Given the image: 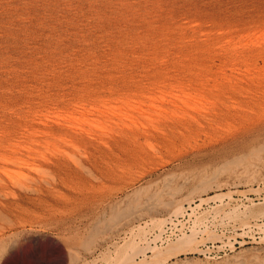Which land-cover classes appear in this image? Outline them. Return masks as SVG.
Instances as JSON below:
<instances>
[{"label":"rangeland","instance_id":"374dc122","mask_svg":"<svg viewBox=\"0 0 264 264\" xmlns=\"http://www.w3.org/2000/svg\"><path fill=\"white\" fill-rule=\"evenodd\" d=\"M263 24L264 0H0V264H114L112 260H117L114 250L118 243L125 245L122 243L123 237L127 238L126 241L135 236L136 232H130V229L136 226L140 216L143 220H148L150 216L147 218L149 213L144 208L145 204H142L148 195L156 196V193H159L163 200H181L191 187L209 178L213 183L205 192L195 193L191 195V199L183 200L184 215L181 214L178 218L183 225L178 222L173 232L178 233L182 226V229L189 233L188 229L192 225L198 232L202 231L196 236L197 240L201 241L194 245L191 243L192 247L189 246L188 251L178 254L177 259L172 258L157 264L258 263L257 260L264 257V224L261 225L264 218L250 217V224L244 226L235 217L228 219L225 214L231 212L230 209L234 206L239 209L245 205L249 206L250 201L264 203V115L253 116L244 123L236 119L231 121L239 130L237 131L236 127L235 133L218 136V140L214 137L216 141L213 137V141H205L192 135L187 140H179L181 144L176 141L172 146L160 133L155 132L152 126L157 121V115H154L156 111L162 113L164 108L170 111L179 106L187 108L180 102L181 99L184 101V98L187 101L190 99L189 102L192 100L201 104L197 105V108L206 111L213 107L215 98L212 96L215 94H219L217 98L222 97L221 102L228 103L227 107L233 113L238 110V113L244 112L246 107L247 112L255 109L253 103L257 102L250 97L259 95L260 101L256 106L259 107V103L264 105L261 95L264 91ZM158 41L161 44L155 43ZM193 42H197L196 45L201 47L198 46L197 49ZM190 43L195 45L194 48ZM182 50L184 51L181 57ZM189 50L192 52L184 54ZM185 57L188 60L191 57L193 59L186 63ZM182 59H185V63ZM194 59L196 63L192 62ZM179 63L184 64V67H179ZM190 64L198 68L195 70ZM187 75H190L188 77L191 80L185 79L188 78ZM168 76L174 81L171 82ZM136 82H140L139 85ZM218 87L219 90H216ZM221 89H224L223 92ZM241 89L243 94H238ZM135 90L140 92L139 95H135ZM209 91L212 92L209 94ZM153 92L157 94L154 95ZM183 92H186L184 98ZM102 93L105 96L98 99ZM225 95H233L237 98L234 101L239 100L238 103L233 101L232 96L228 99ZM203 97L205 99H202ZM127 98L130 101H127ZM200 98L202 100H199ZM86 100L89 102H85ZM174 101L175 105H172ZM221 102L219 99V103ZM91 107L97 111H93V116L89 114ZM122 107L127 112H124ZM139 107H142L141 111ZM227 107L225 105V108ZM225 108L222 107L223 110H226ZM73 109L76 112L72 113ZM80 112L84 115L79 114ZM111 113L113 116L116 114L115 118ZM70 114L74 119L70 118ZM126 114L128 117L132 115L131 121L125 118ZM107 115H111L109 118L112 117V120L106 119ZM82 117H87L88 120ZM65 118L69 121L66 120L67 124ZM137 118L139 121L141 119L140 123ZM92 119L94 121H91ZM97 119L103 120L96 121ZM58 120L60 121L57 122ZM103 121L105 126H102ZM75 123H78L77 127ZM123 123L128 127H136V130L138 127L139 131L149 132V137ZM98 124L101 127H98ZM113 125H117L118 129ZM67 126L73 130L75 128V131ZM107 126L111 127V132ZM55 127L64 135L56 132ZM90 127L95 132L92 133ZM121 127L126 128V132L132 129L129 131L138 134L136 133L135 137L128 131L130 135L127 133L128 136L125 137ZM51 128L53 129L49 134L47 130ZM76 129H79V132ZM79 134L90 141L92 139L89 148L79 141L76 145L78 147L66 142L68 137L71 143L75 142L73 137L78 138ZM139 134L142 140L137 136ZM143 136L149 139L146 140ZM58 137L65 140L59 141L61 139ZM107 139H111L110 142ZM200 139L201 141H198ZM135 140L139 144L134 143ZM163 143L166 145L163 146ZM133 146L137 149H133ZM253 151L257 153L251 154ZM16 154L22 156L24 162L14 160ZM40 154H45L42 158L47 159H42ZM150 154L156 156L153 158ZM52 162H58L59 166L56 163L53 166ZM226 162H229V166L223 168ZM135 189H139L138 194L136 191L133 193ZM228 192H231L232 196H225L222 201L209 199L207 203H200L198 199ZM135 199H139L142 205L130 212V215L112 219L114 202H118L120 209H123L129 202L135 203ZM226 202L228 205L224 206ZM189 204L192 207L196 205L193 212ZM218 207L222 208L221 211ZM163 212L165 211L155 214L168 215ZM204 212L207 213L206 217ZM197 213L199 218L202 215L204 218H200V222L193 225V215ZM220 219L223 221L221 224ZM256 224H260L259 227ZM208 229L211 231H207ZM93 230L99 232L93 236ZM169 231L167 234L171 233ZM90 236L93 241L88 240H91ZM163 237L165 239V235ZM157 246L160 248V244L157 243ZM194 247H197L195 251L192 250ZM149 253L147 255L151 254Z\"/></svg>","mask_w":264,"mask_h":264},{"label":"bare ground","instance_id":"6f19581e","mask_svg":"<svg viewBox=\"0 0 264 264\" xmlns=\"http://www.w3.org/2000/svg\"><path fill=\"white\" fill-rule=\"evenodd\" d=\"M148 2V1H147ZM196 3V2H195ZM212 5V4H211ZM152 6V5H151ZM163 6V5H162ZM173 6V5H172ZM27 7V6H26ZM136 8V7H135ZM207 8H209V7H207ZM24 9V8H23ZM137 10V9H136ZM124 11V10H123ZM252 11V10H251ZM109 12V11H108ZM155 12V11H154ZM164 12V11H163ZM167 12V11H166ZM59 13V12H58ZM133 13V12H132ZM171 13V12H170ZM25 14V13H24ZM115 14V13H114ZM175 15H176V12L174 13ZM212 14V13H211ZM145 15V14H144ZM171 15V14H170ZM179 15V14H178ZM193 15V14H192ZM204 15V14H203ZM156 16V15H155ZM161 17V16H160ZM201 17V16H200ZM232 17V16H231ZM242 17V16H241ZM155 18V17H154ZM168 18V17H167ZM185 18V17H184ZM187 18V17H186ZM48 19V18H47ZM196 19V18H195ZM212 19V18H211ZM98 20V19H97ZM153 20V19H152ZM218 20V19H217ZM134 21V20H133ZM203 21V20H202ZM261 21V20H260ZM230 22V21H229ZM107 23V22H106ZM210 23V22H209ZM248 23V22H247ZM221 24V23H220ZM224 24V23H223ZM229 24V23H228ZM253 24V23H252ZM48 25V24H47ZM120 25V24H119ZM130 25V24H129ZM137 25V24H136ZM215 25V24H214ZM250 25V24H249ZM264 25V24H263ZM33 26H35V25H33ZM92 26V25H91ZM211 26V25H210ZM137 27V26H136ZM215 27V26H214ZM243 27V26H242ZM25 28V27H24ZM78 28V27H77ZM204 28V27H203ZM249 28V27H248ZM3 29V28H2ZM202 29V28H201ZM239 29V28H238ZM252 29V28H251ZM87 30V29H86ZM236 30V29H235ZM23 31V30H22ZM77 31V30H76ZM94 31V30H93ZM247 31V30H246ZM233 33V32H232ZM19 34V33H18ZM17 35V34H16ZM26 35V34H25ZM211 35V34H210ZM222 35V34H221ZM247 35V34H246ZM50 36H52V35H50ZM163 37V36H162ZM83 38V37H82ZM164 38V37H163ZM117 39V38H116ZM217 39V38H216ZM52 40V39H51ZM97 40V39H96ZM239 40V39H238ZM56 41V40H55ZM160 42H161V40H159ZM159 41L158 42H155L156 44H161V43H159ZM18 42V41H17ZM20 42V41H19ZM217 42V41H216ZM237 42V41H236ZM251 42V41H250ZM54 43V42H53ZM80 43V42H79ZM193 43H195V45H196V43L197 42H193ZM191 44L192 45V47L194 48V44ZM249 43V42H248ZM47 44V43H46ZM185 44H187V43H185ZM184 44V45H185ZM232 44V43H231ZM253 44V43H252ZM58 45V44H57ZM161 47V45H158V47ZM169 46V45H168ZM186 46V45H185ZM189 46V45H188ZM199 46V45H198ZM197 45L195 46L196 48L198 47ZM50 47V46H49ZM199 47H201V46H199ZM242 47V46H241ZM254 47V46H253ZM14 48V47H13ZM53 48V47H52ZM195 48V49H196ZM203 48V47H202ZM184 49V48H183ZM187 49H189V48H187ZM186 49V50H187ZM198 49V48H197ZM192 50V49H191ZM69 51V50H68ZM184 50H182L181 52H180V56L182 55V52H183ZM193 52H195V50H192ZM192 51H185V53L184 54H188V52H192ZM197 51V50H196ZM210 51V50H209ZM198 53V52H197ZM190 54V53H189ZM221 54V53H220ZM169 55V54H168ZM192 55V54H191ZM199 55V54H198ZM185 56H187V55H185ZM194 56V55H193ZM192 56V57H193ZM195 56H197V55H195ZM6 57V56H5ZM162 57V56H161ZM166 57V56H165ZM182 57V56H181ZM189 58V60L190 59H193V58ZM188 58V57H187ZM198 58V57H197ZM196 58V59H197ZM204 58V57H203ZM252 58V57H251ZM185 59H186V57H185ZM185 59H182L183 61L185 60ZM259 59V58H258ZM133 60H135V59H133ZM165 59H163V61H164ZM181 60V61H182ZM187 60V62L186 63H188V59H186ZM34 61V60H33ZM177 61H178V59H177ZM195 62V59L194 60H192V62ZM207 61V60H206ZM176 62V61H175ZM174 62V63H175ZM178 62H180V60L178 61ZM178 62L176 63V64H178ZM199 62V61H198ZM183 63V62H182ZM181 63V64H182ZM184 63H185V61H184ZM190 63V62H189ZM196 63V62H195ZM192 64V63H191ZM190 64V65H191ZM194 64V63H193ZM237 64V63H236ZM254 64V63H253ZM32 65V64H31ZM173 65V64H172ZM187 65V64H186ZM185 65V66H186ZM195 65V64H194ZM14 66V65H13ZM27 66V65H26ZM179 67L180 66H183L184 67V64H182V65H180V63H179V65H178ZM188 66V65H187ZM186 66V67H187ZM192 66L193 65H191V68H192ZM196 66V65H195ZM188 67H190V66H188ZM194 67V66H193ZM231 67V66H230ZM162 68V67H161ZM165 69L164 70H166V67H164ZM195 68V67H194ZM198 68V67H197ZM197 68H195V70L197 69ZM163 69V68H162ZM161 69V70H162ZM168 69V68H167ZM182 69V68H181ZM180 69V70H181ZM187 69V68H186ZM185 69V70H186ZM160 70V71H161ZM179 70V69H178ZM188 70V69H187ZM194 70V69H193ZM199 70V69H198ZM29 71V70H28ZM27 71V72H28ZM96 71V70H95ZM126 71V70H125ZM153 72H154V70H152ZM172 71V70H171ZM173 71H175V70H173ZM177 71V70H176ZM175 71V72H176ZM221 71V70H220ZM16 72V71H15ZM157 72V71H156ZM174 72V73H175ZM180 72V71H179ZM182 72H183V69H182ZM185 72V71H184ZM188 73H190L189 71H187ZM235 72V71H234ZM14 73V72H13ZM146 73V72H145ZM169 73V72H168ZM192 73V72H191ZM200 73V72H199ZM212 73V72H211ZM149 74H150V72H149ZM161 74V73H160ZM162 74H163V72H162ZM193 74V73H192ZM192 74H190V75H192ZM215 74V73H214ZM147 75V74H146ZM152 75V74H151ZM157 75V74H156ZM165 75V74H164ZM190 75H187L186 77H188V76H190ZM223 75H224V73H223ZM131 76H133V75H131ZM148 76V75H147ZM146 76V77H147ZM153 76V75H152ZM174 76V75H173ZM176 76V75H175ZM183 76V75H182ZM1 77V76H0ZM169 77V76H168ZM177 77H179V76H177ZM176 77V78H177ZM164 78H165V76H164ZM170 78V77H169ZM181 78V77H180ZM212 78V77H211ZM241 78H243V77H241ZM175 79V78H174ZM186 80H191V78L189 79V77L188 78H185ZM193 80H195L194 78H192ZM220 79H221V77H220ZM31 80V79H30ZM86 80V79H85ZM168 80V79H167ZM209 80H210V78H209ZM212 80V79H211ZM32 81V80H31ZM56 81V80H55ZM137 81V80H136ZM142 81H144V78H143V80ZM170 81L171 82H173L172 81V79L170 78ZM185 81V80H184ZM196 81H197V79H196ZM201 81V80H200ZM6 82V81H5ZM150 82V81H149ZM177 82H180V81H178L177 80ZM214 82H216V81H214ZM136 83H138V82H136ZM140 83V82H139ZM139 83H138V85H139ZM163 83H165V82H163ZM181 83H182V81H181ZM181 83H179V84H181ZM193 83H194V81H193ZM204 83V82H203ZM206 83V82H205ZM240 83V82H239ZM242 83V82H241ZM152 84H155V83H153L152 82ZM161 84V83H160ZM170 84V83H169ZM168 84V85H169ZM172 84H174V83H172ZM178 84V85H179ZM220 83H218V85H219ZM135 85H137V84H135ZM146 85V84H145ZM150 85V84H149ZM163 85V84H162ZM183 85V84H182ZM216 85H217V83H216ZM216 85H214L215 87H217ZM141 86H142V84H141ZM164 87H165V85H163ZM232 86H234V85H232ZM248 86V85H247ZM251 85H249V87H250ZM136 87H138V86H136ZM168 87V86H167ZM176 87H177V85H176ZM175 87V88H176ZM180 87V86H179ZM182 87V86H181ZM194 87V86H193ZM197 87V86H196ZM140 88V87H139ZM155 88V87H154ZM178 88V87H177ZM185 88V87H184ZM187 88V87H186ZM198 88V87H197ZM210 88V87H209ZM214 88V87H213ZM212 88V89H213ZM230 88V87H229ZM161 89H162V87H161ZM178 89H180V88H178ZM196 89V88H195ZM200 90H201V88H199ZM216 90H219V87H218V89L217 88H215ZM227 89V88H226ZM231 89H233V88H231ZM242 89H243V87H242ZM242 89L238 92V94L240 93V94H243V93H241V91H242ZM6 90V89H5ZM117 90V89H116ZM115 90V91H116ZM140 90V89H139ZM157 90V89H156ZM183 90V89H182ZM196 90H198V89H196ZM222 90V89H221ZM224 90V89H223ZM223 90H222V92H223ZM239 90V89H238ZM244 90V89H243ZM113 91H114V89H113ZM119 91V90H118ZM121 91V90H120ZM136 91V93H135V95H139V93L140 92H138V90H135ZM149 91V90H148ZM186 91H188V90H186ZM207 91V90H206ZM213 92H214V90H212ZM211 91V92H212ZM227 91V90H226ZM233 91V90H232ZM235 92L234 93H236L237 92V89H235L234 90ZM68 92V91H67ZM196 92V91H195ZM194 92V93H195ZM199 92V91H198ZM210 91H209V94L211 93ZM221 92V93H222ZM249 92V91H248ZM110 93V92H109ZM108 93V94H109ZM145 93H146V91H145ZM152 93V92H151ZM154 93V95L155 94H157V93H155V92H153ZM178 93V92H177ZM185 93L186 92H183V98H184V96H185ZM189 93V92H188ZM215 93V92H214ZM231 93V92H230ZM249 93H251V92H249ZM1 94H2V92H1ZM21 94V93H20ZM104 94H106V93H104ZM131 94V93H130ZM143 94V93H142ZM196 94V93H195ZM213 94V93H212ZM211 94V95H212ZM223 94V93H222ZM224 94H225V91H224ZM228 95H229V93H227ZM233 94V93H232ZM248 94V93H247ZM89 95V94H88ZM95 95H96V93H95ZM145 95H147V94H145ZM149 95V94H148ZM147 95V96H148ZM151 95V94H150ZM189 95H190V93H189ZM188 94L186 95L187 97L189 96ZM192 95V94H191ZM194 95V94H193ZM192 95V96H193ZM210 95V96H211ZM227 95V96H228ZM234 95V94H233ZM233 95H230V96H226L228 99H229V97H233V101H234V99H237L238 97H237V95H234L235 97H237V98H234V96ZM250 95V94H249ZM255 95V94H254ZM256 95H258V94H256ZM261 95H262V97L264 98V91L261 93ZM260 95V96H261ZM33 96V95H32ZM105 96V95H104ZM103 96V93H102V96L101 95H99L97 98L99 99L100 97H104ZM157 96V95H156ZM178 96H180V97H182L181 95H178ZM217 96H219V94H215V95H213L212 97H214L215 98V100H214V104L212 103V108L210 109V110H202V109H199V108H197L198 106L197 105H199L197 102L195 103V102H193L192 100H191V102H189L190 101V99H189V101H187V100H185V98H184V101H183V99H181L182 101H180V102H182V104L183 105H185V107H187V108H183V107H173L172 108V110H170V111H167L168 109H166V108H164V105L162 106L164 109H162L163 110V112L162 113H158L159 111H156L157 112V114H156V112H155V116L157 115V121H155L156 123L152 126V128H153V130H155V132H157V133H160L161 134V136L162 137H164V139L168 142V143H170V146H172V144L174 143V142H176V141H178V143L179 144H181L180 143V141L179 140H187L188 139V137H191L192 135H194V136H196V137H200L201 139H204L205 141L207 140V139H209V140H211L212 139V137H213V139H214V137L216 138H218V136H221L222 137V135H225V134H228L229 132H232V134L233 133H235L234 131H235V129H236V127L238 128V126H234V124H232V122L231 121H233V120H235L236 119V121H239V122H241V123H244V122H247L251 117H253V116H260V115H264V105H262V104H260L259 103V107H257L256 106V104L260 101L259 99H258V97H259V95H258V97L256 96V97H253V98H251L250 97V99H252V100H254V101H256L257 103H253V104H255V109H253L252 107V109H251V111L250 112H247L246 110H247V107H246V112L244 111V112H240V113H238V111H236L237 113H235V111H234V113L232 112V111H230L229 109L230 108H228L227 107V104L226 103H224L223 101L221 102V100H223L222 99V97L221 98H217ZM225 96H223V97H225ZM243 96V95H242ZM251 96V95H250ZM5 97V96H4ZM58 97V96H57ZM88 97L89 96H87L86 98L88 99ZM90 97H92V96H90ZM128 97L129 98H131V100H132V97H130V95H128ZM134 97H137V96H134ZM145 97V96H144ZM149 97H151V96H149ZM158 97H160L159 95H158ZM162 97V96H161ZM174 97V96H173ZM173 97H172V99H173ZM191 97V96H190ZM199 97H201V96H199ZM231 97V98H232ZM244 97V96H243ZM248 97V96H247ZM12 98V97H11ZM86 98H84V99H86ZM93 99H95V97L93 96L92 97ZM137 98H139V97H137ZM179 98V97H178ZM178 98H176V99H178ZM196 98V97H195ZM246 98V97H245ZM255 98V99H254ZM262 98V99H263ZM83 99V98H82ZM102 99V98H101ZM100 99V100H101ZM124 99V98H123ZM149 99V98H148ZM151 99V98H150ZM149 99V100H150ZM153 99V101L155 100V98H152ZM162 99V98H161ZM175 99V98H174ZM173 99V100H174ZM202 99H205L204 97L202 98ZM201 98L199 99V100H202ZM213 99V98H212ZM219 99H220V102L221 103H219ZM226 99V98H225ZM224 99V100H225ZM241 99V98H240ZM244 99V98H243ZM242 99V100H243ZM2 100V99H1ZM32 100V99H31ZM92 100V99H91ZM99 100V101H100ZM145 100H147V98L145 99ZM166 100V99H165ZM171 100V99H170ZM196 100V99H195ZM231 100V99H230ZM251 100V101H252ZM73 101V100H72ZM126 101V100H125ZM125 101H123V102H125ZM127 101H130V99L128 100V98H127ZM127 101H126V103H127ZM142 101V100H141ZM152 101V100H151ZM159 101V100H158ZM161 101H163V100H161ZM187 101V102H186ZM226 101H228L227 99H226ZM236 101V103H238V101L239 100H235ZM234 101V102H235ZM241 101V100H240ZM247 101V100H246ZM245 101V102H246ZM264 101V100H263ZM85 102H89V100H86ZM92 102V104L94 103L93 102V100L91 101ZM90 102V103H91ZM96 102H98V101H96ZM102 102H104V101H102ZM101 102V103H102ZM132 102V101H131ZM193 102V103H192ZM199 102H201V101H199ZM212 102H213V100H212ZM122 103V102H121ZM126 103H124L125 105H126ZM129 103V102H128ZM133 103V102H132ZM131 103V104H132ZM134 103H135V101H134ZM152 103V102H151ZM163 103V102H162ZM165 103V102H164ZM172 103H174V104H172V105H175V101L174 102H172ZM202 103V102H201ZM217 103H219V104H217ZM240 103V102H239ZM247 103V102H246ZM8 104H9V102H8ZM83 104V103H82ZM82 104H81V106H82ZM85 104V103H84ZM140 104H142V102L140 103ZM231 104H234L233 102H231ZM242 104V103H241ZM252 104V103H251ZM102 105V104H101ZM101 105H98V106H101ZM128 105V104H127ZM135 105H137V104H135ZM146 105H147V103H146ZM153 105H155V104H153ZM158 105H160V104H158ZM166 105V104H165ZM171 105V104H170ZM180 105V104H179ZM201 105V104H200ZM199 105V106H200ZM225 105H226V107L227 108H225ZM238 105H240V104H238ZM243 105V104H242ZM248 105V103L246 104V106ZM258 105V104H257ZM75 106V105H74ZM92 106H94V105H92ZM105 106V105H104ZM121 106V105H120ZM141 106V105H140ZM177 106H178V104H177ZM229 106H231V105H229ZM241 106V105H240ZM239 106V107H240ZM243 106H245V105H243ZM243 106H241V107H243ZM250 106V105H249ZM253 106V105H252ZM64 107V106H63ZM105 107H107V106H105ZM138 107V106H137ZM167 107H169V105L167 106ZM222 107H224L226 110H223L222 109ZM236 106L234 105V108H235ZM240 107V108H241ZM84 107H82V109H83ZM94 108H98V107H94ZM100 108V107H99ZM116 108H118V107H116ZM123 109H124V107H122ZM136 108V107H135ZM140 108H142V107H139V110H140ZM157 108V107H156ZM161 108V107H160ZM159 108V109H160ZM240 108H238V109H240ZM244 108V107H243ZM249 108V107H248ZM76 109V108H75ZM75 109H73L72 110V113H74V112H76V110ZM101 109V108H100ZM106 109V108H105ZM111 109H113V108H111ZM111 109H110V111H111ZM115 109V108H114ZM113 109V111H117L116 109L114 110ZM132 109V108H131ZM133 109H134V107H133ZM132 109V110H133ZM149 109V108H148ZM166 109V110H165ZM171 109V108H170ZM217 109H218V111H217ZM250 109V108H249ZM85 110H88L87 108H85ZM91 112L89 113V114H91L92 116L94 115V114H92L93 113V109H92V107H91ZM96 110H98V109H96ZM101 110H103V109H101ZM109 110V109H108ZM118 110H120V109H118ZM125 110V109H124ZM124 110H122V111H124ZM137 110H138V108H137ZM156 110V109H155ZM244 110V109H243ZM100 111V110H99ZM121 111V110H120ZM129 111V110H128ZM141 111V110H140ZM139 111V112H140ZM145 111V110H144ZM143 111V109H142V112H144ZM148 111H150V110H148ZM165 111V112H164ZM25 112V111H24ZM85 112V111H84ZM83 112V113H84ZM94 112H97V111H94ZM102 112V111H101ZM104 112V111H103ZM124 112H127V110H125ZM131 112V111H130ZM135 112H136V109H135ZM142 112H140V113H142ZM109 113V112H108ZM114 113H116V112H114ZM132 113V112H131ZM134 113V112H133ZM145 113V112H144ZM149 113V112H148ZM79 114H81V112L79 113ZM85 114H87V113H85ZM96 114V113H95ZM98 114H99V112H98ZM104 114V113H103ZM112 114V116H113V113H111ZM118 114V113H117ZM121 114H125V113H122L121 112ZM150 114V113H149ZM58 115V114H57ZM73 115V114H72ZM81 115H84V114H81ZM115 115L116 114H114V118H115ZM127 115V114H126ZM140 115V114H139ZM69 116V115H68ZM86 116V115H85ZM109 116H111V115H109ZM109 116L107 115V117H106V119L108 118V119H111L112 120V117H110L109 118ZM118 116V115H117ZM121 116V115H120ZM125 116V115H124ZM123 116V117H124ZM130 116H132V115H130ZM130 116L128 117V115H127V117L125 116V118H129L128 120L129 121H131L130 119ZM133 116L135 117L136 115L135 114H133ZM150 116V115H149ZM154 116V117H155ZM3 117V116H2ZM20 117V116H19ZM76 117H78V116H76ZM97 117V116H96ZM119 117V116H118ZM70 118H71V114H70ZM80 118V117H79ZM78 118V120L80 121L81 120V118L79 119ZM83 118V117H82ZM87 119L88 120V118L87 117H84L83 119ZM94 118V117H93ZM103 118V117H102ZM104 118H105V116H104ZM113 118V119H114ZM152 118V117H151ZM263 118H264V116H263ZM16 119V118H15ZM71 119H74V117H72ZM99 119V118H98ZM96 120V121H102L101 119L100 120ZM105 119V120H106ZM119 119V118H118ZM121 120H122V118H120ZM138 119V122L140 123V121H141V119H140V121H139V118H137ZM228 119H229V122H228ZM18 120V119H17ZM23 120V119H22ZM54 120V119H53ZM66 120H67V118H65V122H66ZM76 120V119H75ZM132 120H136V119H132ZM148 120V119H147ZM160 120H162V121H160ZM38 121V120H37ZM60 120H58L57 122H59ZM68 121V120H67ZM72 121V120H71ZM85 121V120H84ZM91 121H94L93 119L91 120ZM90 121V122H91ZM107 121V120H106ZM118 121V120H117ZM123 121V120H122ZM228 122V123H226V122ZM56 122V123H57ZM69 122V121H68ZM76 122V121H75ZM87 122V121H86ZM108 122V121H107ZM121 122V121H120ZM124 122V121H123ZM126 122V121H125ZM235 122V121H234ZM64 123V122H63ZM63 123H60V124H63ZM72 123H73V125H74V122L72 121ZM88 123V122H87ZM92 123V122H91ZM96 123H99V122H96ZM106 123V122H105ZM109 123V122H108ZM113 123V122H112ZM130 123H132V122H130ZM141 123H143V122H141ZM147 123V122H146ZM230 123L233 125H230ZM237 122H235V124H236ZM65 124H67V122L65 123ZM69 125H70V123H68ZM76 124H78V123H75V125ZM95 124V122L93 123V125ZM102 124V123H101ZM111 124V123H110ZM116 124V123H115ZM117 124H118V122H117ZM124 124V123H123ZM135 123H134V121H133V125H134ZM152 124V123H151ZM3 125V124H2ZM59 125V124H58ZM89 125H92V124H89ZM88 125V126H89ZM93 125H92V127H93ZM98 125H100V124H98ZM105 126V124H104V121H103V124H102V126ZM119 126H120V124H118ZM125 126H127L126 125V123L124 124ZM132 125V126H133ZM136 125H137V123H136ZM141 125V127L143 126L142 124H140ZM139 125V126H140ZM237 125H241V124H237ZM22 126V125H21ZM34 126V125H33ZM48 126H50L51 127V125H48ZM59 126H61V125H59ZM63 126V125H62ZM95 126V125H94ZM111 126V125H110ZM117 126V125H116ZM116 126H114L113 125V127H115L116 129H118V127H116ZM144 126H147V125H144ZM242 126V125H241ZM241 126H240V128H241ZM45 127V126H44ZM57 127V126H56ZM55 127V129H56V132H58L59 131V133L61 132L60 130H58V129H61V128H59V127H57L56 128ZM67 127H69V126H67ZM75 127H77V125L75 126ZM78 127H79V125H78ZM98 127H101V125L100 126H98ZM108 128H109V126H107ZM106 127V128H107ZM112 127V128H113ZM128 127V126H127ZM129 127H131V126H129ZM128 127V128H129ZM235 127V128H234ZM28 128V127H27ZM46 128V127H45ZM53 128H54V126H53ZM53 128H51V129H49V130H47V132L50 134V132L49 131H51ZM70 128V127H69ZM82 128V127H81ZM80 128V129H81ZM88 128V127H87ZM86 128V129H87ZM91 128V127H90ZM89 128V129H90ZM94 128V127H93ZM96 128V127H95ZM111 128V127H110ZM110 128H109V131H110ZM122 129H123V127H121ZM121 128H120V130H121ZM132 128V127H131ZM135 128V130H136V127H134ZM134 128H132L133 130H134ZM143 128V127H142ZM141 128V129H142ZM147 128V127H146ZM151 128V127H150ZM22 129V128H21ZM70 129H72V127L70 128ZM88 129V130H89ZM102 129H103V127H102ZM116 129H114V130H116ZM126 129V128H125ZM125 129H123V130H125ZM132 129H129V130H132ZM138 129H140V128H138L137 127V130ZM73 130V129H72ZM79 130V129H78ZM77 129H76V131L77 132H79ZM84 131H85V129H83ZM99 130V129H98ZM108 130V129H107ZM112 130V129H111ZM123 130H121L122 132H120V133H122V135L123 136H125V137H127L128 135H127V133H128V131L126 132V130L125 131H123ZM136 130V131H137ZM237 131L239 130V128L238 129H236ZM66 131V130H65ZM68 131V130H67ZM73 131H75V128H74V130ZM82 131V130H81ZM91 131H92V128H91ZM91 131H87V132H91ZM104 131H105V129H104ZM113 131V130H112ZM139 131V130H138ZM137 131V132H138ZM141 131V130H140ZM139 131V132H140ZM148 131H150V130H148ZM228 131V132H227ZM10 132V131H9ZM45 132V131H44ZM46 132V133H47ZM93 132H95V131H92V133ZM106 132V131H105ZM104 132V133H105ZM111 132V131H110ZM117 132H119V131H117ZM124 132H126L125 134H124ZM130 132V131H129ZM136 132V133H137ZM138 132V133H139ZM142 132V131H141ZM17 133V132H16ZM33 133V132H32ZM45 133V134H46ZM47 133V136L49 135ZM66 133H68V132H66ZM71 134H72V132H70ZM86 133V132H85ZM89 133H87L88 134V136H89ZM130 133H132V131L130 132ZM135 133V134H136ZM137 133V134H138ZM147 133H149V132H147V131H145V130H143V132H142V134L144 135V136H146L147 135V137H149L148 135L149 134H147ZM152 133V132H151ZM151 133H150V135H151ZM157 133L155 134V135H157ZM26 134V133H25ZM60 134H62V133H60ZM70 134V135H71ZM75 135H76V133H74ZM73 134V135H74ZM108 135H110L109 133H107ZM117 134H119V133H117ZM129 134V133H128ZM135 134H131V135H133V136H135ZM153 134V133H152ZM231 134V133H230ZM16 135V134H15ZM64 134H62L61 136H63ZM69 135V136H70ZM103 135V134H102ZM121 135V136H122ZM130 135V134H129ZM10 136H11V134H10ZM60 136V137H61ZM90 136H92V135H90ZM94 136V135H93ZM92 136V137H93ZM111 136V135H110ZM109 136V137H110ZM118 136V135H117ZM137 136H139L140 137V134L139 135H137ZM143 136V137H144ZM226 136V135H225ZM65 137V136H64ZM68 136H66L65 138H67ZM108 137V136H107ZM136 137V136H135ZM152 137H154V136H152ZM221 137L219 138V139H221ZM59 138V137H58ZM69 139H70V137H68ZM74 139H76V144H74L75 142H73V143H71L70 141H69V139H67L66 140V142L68 143V144H70V145H75V147H78V146H76V145H78L77 144V141H79V142H81V143H83L84 144V147H85V145H89V143L92 141V139H91V141L90 140H88V139H86L85 137H84V135L83 136H81V134H79V137L77 138V136L76 137H73ZM72 138V139H73ZM110 138H112V137H110ZM118 138V137H117ZM145 138V137H144ZM144 138H143V140H144ZM156 138V137H155ZM161 138V137H160ZM195 138V137H194ZM216 138V139H217ZM39 139V138H38ZM48 139V138H47ZM51 138H49V140H50ZM59 139H61V138H59ZM96 139H98V140H101V139H99V137L97 138L96 137ZM113 139V138H112ZM121 139H122V137H121ZM128 140H130L129 138H127ZM136 139V138H135ZM140 139L142 140V138L140 137ZM146 139V138H145ZM147 139H149V138H147ZM146 139V140H147ZM156 139H158L159 140V138H156ZM201 139L200 140H198V141H201ZM213 139H212V141H213ZM1 140V139H0ZM65 139H61V140H59V141H64ZM108 140V139H107ZM111 140V139H110ZM110 140H108L109 142H110ZM119 140V139H118ZM139 140V139H138ZM155 140V139H154ZM161 140V139H160ZM164 140V141H165ZM208 140V141H209ZM215 140V139H214ZM218 140V139H217ZM6 141V140H5ZM102 141V140H101ZM107 141V142H108ZM116 141V140H115ZM122 141V140H121ZM131 141V140H130ZM165 141V143H167ZM216 141V140H215ZM16 142V141H15ZM38 142V141H37ZM47 142V144H48V141H46ZM50 142V141H49ZM78 142V143H79ZM103 142V141H102ZM112 142V141H111ZM119 142V141H118ZM124 142V141H123ZM185 142V141H184ZM184 142L182 143V145L184 144ZM11 143V142H10ZM22 143V142H21ZM104 143V142H103ZM113 143V142H112ZM112 143H110V145L112 144ZM115 143H117V142H115ZM128 143H129V141H128ZM127 143V144H128ZM132 145H133V143H132V141L130 142ZM129 143V144H130ZM134 143H138V142H136V140H135V142ZM165 143H163V146H164V144ZM187 143V142H186ZM188 143H192V142H188ZM187 143V144H188ZM139 144V143H138ZM137 144V146H139ZM178 144V145H179ZM187 144H185V145H187ZM198 144V143H197ZM13 145V144H12ZM44 145V144H43ZM105 145H106V143H105ZM131 145V146H132ZM134 145H136V144H134ZM152 145V144H151ZM166 145V144H165ZM178 145H177V147H178ZM195 145H196V143H195ZM248 145V144H247ZM48 146V145H47ZM80 146H81V144H80ZM80 146H79V148H80ZM112 146V145H111ZM116 146V145H115ZM130 146V145H129ZM168 146V145H167ZM174 146V145H173ZM11 147V146H10ZM22 147V146H21ZM32 147V146H31ZM55 147H57V146H55ZM133 147H135V146H133ZM180 147V146H179ZM88 148H89V146H88ZM261 148V147H260ZM36 149V148H35ZM38 149V148H37ZM83 149V148H82ZM84 149H87V148H84ZM109 149H111V148H109ZM133 149H137L136 147L135 148H133ZM22 150V149H21ZM42 150V149H41ZM103 150V149H102ZM158 150V149H157ZM168 150V149H167ZM59 151H62L63 152V150H59ZM66 151V150H65ZM84 151V150H83ZM124 151V150H123ZM147 151V150H146ZM154 151V150H153ZM161 151V150H160ZM36 153H38V151H35ZM58 152V151H57ZM86 152V151H85ZM103 152V151H102ZM141 152V151H140ZM163 152V151H162ZM30 153V152H29ZM50 153H51V151H50ZM143 153V152H142ZM144 153H145V151H144ZM155 153H156V150H155ZM157 153H160V152H157ZM255 153H257V151H253L251 154H255ZM68 154V153H67ZM70 154H72V153H70ZM87 154V153H86ZM117 154V153H116ZM146 154H148L147 152H146ZM154 154V153H153ZM161 154V153H160ZM160 154H159V156H160ZM241 154V153H240ZM30 155V154H29ZM35 155V154H34ZM41 155V158L43 157V155H45V154H40ZM39 155V156H40ZM77 155V154H76ZM149 155V154H148ZM2 156V155H1ZM24 156V155H23ZM150 156H152L151 154H150ZM149 156V157H150ZM156 156V155H155ZM155 156H152L153 158L155 157ZM158 156V155H157ZM242 156V155H241ZM4 158L6 157V155H4L3 156ZM45 157V156H44ZM87 157V156H86ZM96 157V156H95ZM147 158V156H144V158ZM46 158V157H45ZM45 158H42V159H44L45 160ZM72 158V157H71ZM77 158V157H76ZM88 158H89V156H88ZM87 158V159H88ZM142 158V157H141ZM145 158V159H146ZM1 159V158H0ZM12 159V158H11ZM47 159V158H46ZM75 159V158H74ZM144 159V160H145ZM150 159V158H149ZM158 159V158H157ZM159 159H160V157H159ZM255 159V158H254ZM2 160V159H1ZM8 160V159H7ZM14 160H17V161H23L24 162V160H23V158H22V156H18V154H16V158H14ZM28 160V159H27ZM30 160V159H29ZM89 160V159H88ZM6 161V160H5ZM33 161V160H32ZM48 161V160H47ZM50 161V160H49ZM48 161V162H49ZM62 161V160H61ZM74 161H77V160H74ZM235 161V160H234ZM53 162H54V160H53ZM53 162H52V164H53ZM58 162H59V160H58ZM56 163V165L57 166H59V163ZM94 162V161H93ZM231 162V161H230ZM236 162V161H235ZM11 163H13L14 164V162H13V160H11ZM47 163V162H46ZM50 163H51V161H50ZM54 163V164H55ZM78 163V162H77ZM76 163V164H77ZM233 163V162H232ZM17 164H21V163H17ZM54 164H53V166H54ZM61 164V163H60ZM70 164V163H69ZM86 164V163H85ZM95 164V163H94ZM254 164V163H253ZM27 165V164H26ZM65 165V164H64ZM78 165V164H77ZM229 166V162H226V164L225 165H223L222 167L224 168L225 166ZM237 165V164H236ZM256 165V164H255ZM28 166V165H27ZM56 166V167H57ZM2 167V166H1ZM29 167H31V166H29ZM50 168V167H49ZM52 168H54V167H52ZM77 168V167H76ZM1 169V168H0ZM4 169H5V167H4ZM11 169V168H10ZM74 169V168H73ZM95 169H97V168H95ZM14 170V169H13ZM51 170V169H50ZM54 170V169H53ZM16 171V170H15ZM36 171V170H35ZM38 171V170H37ZM41 171H43V170H41ZM40 171V172H41ZM91 170H89V172H90ZM247 171V170H246ZM2 172V171H1ZM23 172V171H22ZM39 172V173H40ZM88 172V173H89ZM109 172V171H108ZM4 173V172H3ZM6 173V172H5ZM12 173V172H11ZM25 173V172H24ZM91 173V172H90ZM216 173V172H215ZM7 174H8V172H7ZM211 174H213V173H211ZM16 175V174H15ZM28 175V174H27ZM55 175V174H54ZM91 175H93L92 177H94V174L93 173H91ZM7 176V175H6ZM24 176V175H23ZM32 177V176H31ZM86 177V176H85ZM13 178V177H12ZM24 178H25V176H24ZM34 178V177H33ZM101 178V177H100ZM28 179V178H27ZM26 179V180H27ZM35 180V179H34ZM100 180V179H99ZM212 179L211 178H209V179H204V181H201L198 185H195V186H193V187H191L190 188V190L188 191V193L186 194V196L184 197V199H174V198H172V199H165V200H163L161 197H159V193H156V196L155 195H148L147 196V199L145 200V201H143L142 202V204H145V206H144V208H146V210H147V212L149 213V214H147V218H148V215H150L149 216V218H148V220H143L144 218H142L141 216L138 218L139 219V221L137 222V224H136V226L135 227H133L132 226V229H130V232H133L134 231V237H133V235L132 234H130V235H132L131 237H133V238H128L129 240H126L125 241V239H127V238H125L124 239V237H123V239H122V237H121V239H122V241H124V242H122L123 244H125V245H119L120 243H118V245H117V247L115 248V250H114V252H115V255L117 256V260H116V262H114V260H112L113 261V263L114 264H157V263H159V262H167V261H169V260H171L172 258H174V259H177L176 257H177V255L178 254H180V253H185L186 251H188V247L190 246V247H192V244L191 243H193V245L195 244V243H199L201 240H197V238H196V236H197V234L198 233H202V231H200V232H198L192 225H191V227H190V229H188L190 232L189 233H187L186 231H184V229H182V226L179 228V231H178V233H173V232H175V229L174 228H177L176 226H177V223L179 222L180 224L182 223L181 222V220H179L178 218L180 217V215L184 212V210L185 209H183V206H182V202H183V200H189V199H191V195H193V194H195V193H200V192H205V190H207L208 189V187H210L212 184L211 183H213L212 181H211ZM2 181V180H1ZM14 182V181H13ZM140 182V181H139ZM15 183V182H14ZM47 183V182H46ZM11 184V183H10ZM20 184V183H19ZM19 184H18V186H19ZM16 185H17V182H16ZM21 185V184H20ZM23 185V184H22ZM48 185V184H47ZM38 186H39V184H38ZM59 186V185H58ZM134 186V185H133ZM9 187V186H8ZM24 187H25V185H24ZM214 187V186H213ZM20 189H21V187H19ZM25 188H27V187H25ZM69 188V187H68ZM26 190V189H25ZM40 190V189H39ZM137 190H139V189H135V190H133V193L135 194V191L137 192ZM142 190H144V189H142ZM252 190V189H251ZM250 190V191H251ZM180 191V190H179ZM143 192V191H142ZM16 194V193H15ZM116 194V193H115ZM137 194H138V192H137ZM152 194V193H151ZM230 194H231V192H228V193H215L214 195H212V196H209V197H205V198H203V197H199L198 199H199V201H200V203L201 202H203V201H206V203H207V200H209V199H212V201L213 200H220V201H222V199L225 197V196H229V197H231L230 196ZM5 195H7V194H5ZM31 196V195H30ZM117 196V195H116ZM126 196V195H125ZM243 196V195H242ZM245 196V195H244ZM136 198V197H135ZM234 198V197H233ZM2 199V198H1ZM19 200V199H18ZM136 200V201H135ZM134 201H135V203H128L126 206H125V208H123V209H120V207H119V203L118 202H114V204H112V212H111V217H112V219H119L122 215H126V214H129L130 212H133L134 210H136L137 209V207L139 206V205H142L141 203H139V199L137 200V199H135ZM249 201V200H248ZM211 202V201H210ZM224 202V201H223ZM260 202H263V201H260ZM259 202V204H257V203H254L253 201H250V205L249 206H244L242 209H239V208H237V206L235 207L234 206V208L233 209H230V210H232L231 212H228V213H226L225 214V217H228V219H230L229 217H235L240 223H241V225H244L245 226V224L246 225H249L250 224V222H248L251 218L250 217H256V216H258V217H262V218H264V205H262V204H264V203H260ZM221 203V202H220ZM11 204V203H10ZM216 204V203H215ZM219 204V203H218ZM198 205H200V204H198ZM208 205V204H207ZM226 205H228V203L226 202V204L224 205V206H226ZM190 208H191V212H193L194 210H195V206L194 207H192L190 204L188 205ZM214 206V205H213ZM141 207V206H140ZM211 207V206H210ZM221 207V206H220ZM222 207H223V205H222ZM102 208V207H101ZM212 209H213V207H211ZM140 209V208H139ZM202 209V208H201ZM209 209V208H208ZM208 209H206V210H208ZM216 209V208H215ZM214 209V211H215V213L217 212L216 210ZM218 209H220L219 207H218ZM222 209V208H221ZM221 209H220V211H221ZM162 211H165V212H163V213H168V215L167 216H160V215H157V214H155V213H162ZM203 211V210H202ZM210 211V210H209ZM219 211V210H218ZM219 211V212H220ZM223 211V210H222ZM206 212H208V211H206ZM206 212H204V216L206 217ZM152 213V214H151ZM185 213H186V211H185ZM140 214V213H139ZM192 214V213H191ZM201 214H203V213H201ZM2 215V214H1ZM130 215V214H129ZM137 215V214H136ZM164 215V214H163ZM184 214H182L181 216H183ZM189 215V214H188ZM4 216V215H3ZM104 216V215H103ZM194 216V219L193 218H191V215H190V218H188V219H190V220H192L193 219V225L195 224V222L197 223L198 221H199V219L200 218H204V216L202 215V217H200L199 218V216H198V213L197 214H195V215H193ZM220 216V215H219ZM2 217V216H1ZM111 217H110V219H111ZM224 218V217H223ZM87 219V218H86ZM146 219V218H145ZM181 219V218H180ZM206 219V218H205ZM249 219V220H248ZM256 219V218H255ZM258 219V218H257ZM1 220V219H0ZM221 220V219H220ZM225 221V220H224ZM115 222V221H114ZM200 222V221H199ZM220 222V224H221V222L223 223V221L221 220V221H219ZM75 223V222H74ZM112 223H113V220H112ZM218 223V222H217ZM262 224L261 225H263L264 224V221L263 222H261ZM93 224H95V223H93ZM107 224H110V223H107ZM114 224V223H113ZM209 224V223H208ZM207 224V225H208ZM219 224V223H218ZM225 224V223H224ZM75 225V224H74ZM181 225H183V223L181 224ZM257 225V224H256ZM256 225H254V226H256ZM258 225H260V224H258ZM257 225V226H258ZM94 226V225H93ZM95 226H96V224H95ZM99 226V225H98ZM108 226V225H107ZM256 226V227H257ZM80 227V226H79ZM131 227V226H130ZM179 227V226H178ZM259 227V226H258ZM261 227V226H260ZM75 228V227H74ZM109 228V227H108ZM134 228H135V230H134ZM205 228V227H204ZM79 229V228H78ZM94 229H96V227H94ZM107 229V228H106ZM262 229V228H261ZM97 230V229H96ZM96 230H93V234H91V235H93V236H95V234H97L98 232H99V230L98 231H96ZM129 230V229H128ZM168 230H170L169 232H171L170 234H167V231ZM256 230V229H255ZM259 230H260V228H259ZM91 231V230H90ZM204 231V230H203ZM207 231H211V230H207ZM213 231V230H212ZM128 232V231H127ZM205 232H206V230H205ZM214 232V231H213ZM253 232V231H252ZM72 233V232H71ZM250 233V232H249ZM126 234V233H125ZM242 234V233H241ZM124 235V234H123ZM165 235V239H164V236ZM66 236V235H65ZM88 236V235H87ZM128 236V235H127ZM214 236V235H213ZM264 236V235H263ZM150 237V238H149ZM89 238V237H88ZM90 238H91V240L90 239H88L89 241H93V239H92V237L90 236ZM204 238V237H203ZM212 239V238H211ZM87 240V241H88ZM137 240H139V242L137 241ZM214 240V239H213ZM228 240V239H227ZM121 241V240H120ZM136 241V243H134ZM203 242V241H202ZM201 242V243H202ZM83 243V242H82ZM85 243V242H84ZM88 242H86V244H87ZM157 243L158 244H160V248H158V246H157ZM223 243H226V242H223ZM230 244L232 243V242H229ZM86 244H85V246H86ZM127 244V245H126ZM228 245V244H227ZM216 246V245H215ZM223 246V245H222ZM218 247V246H217ZM216 247V248H217ZM90 248V247H89ZM112 248V247H111ZM197 248V247H196ZM195 247L194 248H192V250L193 251H195V249H196ZM230 248H231V245H230ZM206 249V248H205ZM218 249V248H217ZM71 250V249H70ZM197 250H199V248L197 249ZM206 250H208V249H206ZM212 250V249H211ZM223 250V249H222ZM94 251V250H93ZM203 251V250H202ZM148 252H150L149 254L150 255H147V253ZM192 252V251H191ZM200 252H201V249H200ZM120 253V254H119ZM73 254V253H72ZM91 254V253H90ZM104 254V253H103ZM78 256V255H77ZM104 256V255H103ZM109 256V255H108ZM114 256V255H113ZM110 257H111V255H110ZM113 258H115V256L113 257ZM247 258V257H246ZM77 259V258H76ZM103 259V258H102ZM112 259V258H111ZM252 259H254V257L253 258H251V260ZM250 260V261H251ZM257 260V259H256ZM73 261V260H72ZM103 261V260H102ZM173 261V260H172ZM258 261V263H256V264H264V257L262 258V259H260V260H257ZM100 263V262H99ZM110 263H112V262H110ZM244 263V262H243Z\"/></svg>","mask_w":264,"mask_h":264},{"label":"built area","instance_id":"2783aa9c","mask_svg":"<svg viewBox=\"0 0 264 264\" xmlns=\"http://www.w3.org/2000/svg\"><path fill=\"white\" fill-rule=\"evenodd\" d=\"M189 211H190V209H189Z\"/></svg>","mask_w":264,"mask_h":264}]
</instances>
